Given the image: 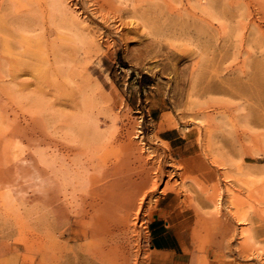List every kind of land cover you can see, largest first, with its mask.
<instances>
[{
    "label": "rangeland",
    "instance_id": "1",
    "mask_svg": "<svg viewBox=\"0 0 264 264\" xmlns=\"http://www.w3.org/2000/svg\"><path fill=\"white\" fill-rule=\"evenodd\" d=\"M111 1L104 23L73 0L76 21L53 0H0V264H46L51 229L62 264H169L150 232L166 196L183 263L264 264V0ZM129 140L146 175L119 150ZM48 154L90 184L58 194Z\"/></svg>",
    "mask_w": 264,
    "mask_h": 264
},
{
    "label": "bare ground",
    "instance_id": "2",
    "mask_svg": "<svg viewBox=\"0 0 264 264\" xmlns=\"http://www.w3.org/2000/svg\"><path fill=\"white\" fill-rule=\"evenodd\" d=\"M66 0H53L54 3L57 4V8L58 10L60 9H63L64 13L65 11L67 10V6L64 7L63 6V3L65 2ZM74 1V4L75 5L74 7H77V9L80 10V13L81 14H87L88 16H86L87 18H90V19H94L96 18V20H99L100 22H104L106 23L107 20L109 19V17L111 18L113 16V11L114 10V4L111 0H73ZM53 3V4H54ZM52 4V2H50V5ZM66 5V3H64ZM66 8V9H65ZM198 8H201L199 11L202 13V14H207L208 10L206 7H198ZM52 9V8H51ZM69 9V8H68ZM72 11V9H70ZM88 10V11H87ZM56 9L54 10V13H55ZM61 11V10H60ZM59 11V12H60ZM67 12V15L69 14V16L71 17L72 15V12H70L69 10L66 11ZM62 12H60L61 14ZM74 13V12H73ZM209 13V12H208ZM57 14V12H56ZM54 14V15H56ZM60 14L58 16H60ZM210 14V13H209ZM56 15V16H57ZM74 15V14H73ZM63 16V14H62ZM200 16V15H199ZM66 17V16H65ZM201 17V16H200ZM57 18V17H56ZM60 18V17H58ZM64 18V17H62ZM73 18V16L71 17ZM76 18V17H75ZM66 19L69 20V18L66 17ZM214 20H216V18L213 17ZM74 20V18H73ZM76 21V19L74 20ZM76 23V22H75ZM65 24V23H63ZM68 27L67 29L71 32H74L77 28V25L73 23L72 20H70L68 23ZM78 24V23H77ZM144 25V23L142 24ZM65 28V27H64ZM66 32V31H65ZM68 33V31H67ZM75 34V33H74ZM76 34H78L76 32ZM75 34V36H77ZM69 35V34H68ZM74 36V37H75ZM79 37V36H78ZM81 37V36H80ZM82 38V37H81ZM80 38H76V40H79ZM84 39V38H83ZM81 41V39H80ZM210 89V88H209ZM196 115V114H195ZM201 115V113L199 114ZM206 117V115H205ZM73 122L75 123V121H72V124L73 125ZM77 123V121H76ZM78 124L77 123V127H76V124L75 127L78 128ZM194 124H197V123H194ZM52 125V123H51ZM50 125V127H51ZM70 125V124H69ZM83 125V124H82ZM68 127L64 128L67 130ZM72 128V127H71ZM70 127L68 128L69 132H70V135L71 137L74 136L77 134H75V131H71L73 129H71ZM74 128V127H73ZM80 128V127H79ZM91 128V127H90ZM63 129V130H64ZM94 129H96L95 131V135H96V139H99L102 137V135L100 133L97 132V127H94ZM67 130V131H68ZM190 128L186 127L184 129L185 132H189ZM92 133V132H91ZM90 133V134H91ZM79 134V133H78ZM82 134V133H81ZM81 134L79 136H76V137H80ZM93 134V133H92ZM94 135V136H95ZM114 135H112L111 137H113ZM70 137V136H69ZM82 137V136H81ZM80 137V138H81ZM90 137V135L88 136ZM136 137V136H135ZM134 137V138H135ZM93 138V137H92ZM72 139V138H71ZM70 139V141H71ZM199 139H201V135L199 136ZM66 140V139H65ZM69 140V139H68ZM74 140V139H73ZM82 140V139H81ZM86 140V139H85ZM80 141V140H79ZM114 142V141H112ZM54 147V146H52ZM60 149V148H59ZM58 149V150H59ZM119 150L122 152V151H126L128 153L131 154V156L134 157V159L138 162V168L140 169V171L138 172L139 173V177L140 175H146L148 173V170L146 168V161L142 159L141 156L137 155L138 157H136L135 153H137V147H136V144L133 143V141H127L126 143L122 144V146H120ZM55 153V152H54ZM152 153V152H151ZM154 154V153H153ZM17 154L13 153V158H17L16 156ZM128 155V154H127ZM212 154H210L211 156ZM149 156V155H148ZM147 156V157H148ZM217 158V157H216ZM225 159V158H224ZM213 160V158L211 159ZM217 162V161H216ZM44 163H45V166L47 168V174L49 175L48 176V180L51 181V182H55L56 184V191L58 194H60L63 190H64V187L70 185L74 188L76 187H80L82 186L83 188L87 187L88 184H90L91 182V179L90 178H87L85 175L81 174V173H74V170H73V167L72 165H68L65 161V159L63 157H59L57 154H48V155H45L44 157ZM210 163V162H209ZM215 163V162H214ZM76 164V163H75ZM77 165V164H76ZM79 165V164H78ZM218 165V164H217ZM216 165V166H217ZM233 166V164H231ZM81 166V165H80ZM153 166V165H152ZM158 167V165H156ZM168 166V165H167ZM173 165L171 164V167ZM220 166V165H219ZM228 166V165H227ZM238 166V165H237ZM242 166V165H240ZM76 167V166H75ZM160 167V166H159ZM81 168V171H83L85 173V171L83 170L82 166L80 167ZM79 168V169H80ZM223 168V166H222ZM234 168V167H233ZM242 170L245 168L241 167ZM77 169V167H76ZM225 169V168H224ZM237 169V167H236ZM234 168V170H236ZM238 171V170H237ZM239 172V171H238ZM248 172V171H246ZM166 173V172H165ZM167 174V173H166ZM238 174V173H236ZM239 175H243V173H239ZM244 175H245V181H243V184L248 186L249 188L252 186V182H253V177L250 175V174H245V171H244ZM161 177V176H160ZM156 178H158L156 176ZM154 185V184H153ZM210 189V188H209ZM208 189V190H209ZM210 191V190H209ZM208 191V192H209ZM65 193V192H64ZM63 193V194H64ZM86 193V192H85ZM206 193V192H205ZM226 193H227V199H228V206L229 208L232 209V213H233V216L232 218H234L240 225H243L241 223H249V216H248V206H244L242 205V202L241 200L238 198V196L236 194H234V192L231 190V189H226ZM47 202L48 204L50 205V207L52 208V203H53V199H54V195L52 193V189L50 187L47 188ZM220 201L217 199V200H212V204H213V208L214 209H218L219 207V203ZM86 204V203H85ZM50 212V211H49ZM50 215V214H49ZM49 218V216H48ZM53 218V217H52ZM52 218H49V219H52ZM90 220V218H89ZM88 221V220H87ZM92 222V221H90ZM50 223V221H49ZM89 224V223H88ZM91 224V223H90ZM52 225V224H51ZM55 225V224H54ZM53 225V226H54ZM56 226V225H55ZM81 226V225H80ZM64 227V226H62ZM91 228V226H90ZM51 229V228H50ZM48 230V228H47ZM70 230V229H69ZM89 230V229H88ZM104 230V229H103ZM101 230V231H103ZM114 230V229H113ZM100 231V232H101ZM59 232V231H58ZM57 232V233H58ZM105 232V230H104ZM56 234V233H55ZM109 234V232H108ZM122 234V233H121ZM238 235H240V237H244L248 242H250L252 239H251V236L249 235V231L246 230L245 228H242L239 229V231L237 232ZM71 235V234H70ZM86 235V234H84ZM54 233L52 232V229L51 230H48L47 232V235H46V241H45V259H46V264H62V261H61V255L57 256V253H56V245H55V241H54ZM59 236V235H58ZM61 236V234H60ZM57 237V236H56ZM91 237V236H90ZM107 237V235H106ZM116 237V236H115ZM111 238V237H110ZM87 239V238H86ZM104 239V237H103ZM56 240V239H55ZM113 240V239H112ZM116 241V240H115ZM114 241V242H115ZM60 242V241H59ZM104 242V241H103ZM63 244V243H62ZM61 244V245H62ZM132 245V244H131ZM62 247V246H61ZM95 248V247H94ZM105 248V247H104ZM65 249V248H64ZM62 250V249H61ZM61 252V251H60ZM65 254V253H64ZM85 256L87 257H93L94 259H97V256L94 255V253H92V251H87L85 253ZM75 257V256H74ZM125 258V260H128L130 261L125 255L123 256ZM133 257V256H132ZM75 259V258H74ZM148 259V258H147ZM146 259V261H147ZM89 260V259H88ZM96 261V260H95ZM130 263V262H129ZM98 264V263H97ZM158 264V263H157Z\"/></svg>",
    "mask_w": 264,
    "mask_h": 264
},
{
    "label": "crops",
    "instance_id": "3",
    "mask_svg": "<svg viewBox=\"0 0 264 264\" xmlns=\"http://www.w3.org/2000/svg\"><path fill=\"white\" fill-rule=\"evenodd\" d=\"M178 216L175 196H166L158 202L150 221L152 251L169 256L171 259L169 264H185L182 260L184 255L182 235L177 230L171 229L179 222Z\"/></svg>",
    "mask_w": 264,
    "mask_h": 264
}]
</instances>
